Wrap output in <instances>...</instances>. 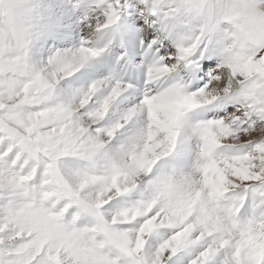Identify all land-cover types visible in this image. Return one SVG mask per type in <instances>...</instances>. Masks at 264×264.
<instances>
[{
	"label": "snow or ice",
	"instance_id": "snow-or-ice-1",
	"mask_svg": "<svg viewBox=\"0 0 264 264\" xmlns=\"http://www.w3.org/2000/svg\"><path fill=\"white\" fill-rule=\"evenodd\" d=\"M0 264H264V0H0Z\"/></svg>",
	"mask_w": 264,
	"mask_h": 264
}]
</instances>
